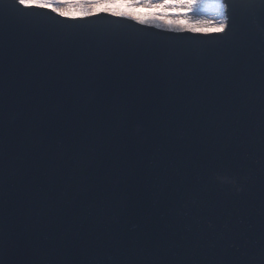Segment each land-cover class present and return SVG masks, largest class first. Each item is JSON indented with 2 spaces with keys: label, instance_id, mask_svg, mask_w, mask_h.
<instances>
[{
  "label": "water",
  "instance_id": "1",
  "mask_svg": "<svg viewBox=\"0 0 264 264\" xmlns=\"http://www.w3.org/2000/svg\"><path fill=\"white\" fill-rule=\"evenodd\" d=\"M42 13L0 0V264H262L256 21Z\"/></svg>",
  "mask_w": 264,
  "mask_h": 264
},
{
  "label": "snow or ice",
  "instance_id": "2",
  "mask_svg": "<svg viewBox=\"0 0 264 264\" xmlns=\"http://www.w3.org/2000/svg\"><path fill=\"white\" fill-rule=\"evenodd\" d=\"M22 12L36 10L37 14H43L42 10L50 9L52 13L61 18L80 19L89 21L93 17L110 15L115 20H131L141 26H155L172 33L211 35L213 39H225L231 34L235 27L236 16L244 21H256V36L260 44L261 68L264 72V0H215L217 9L216 17L213 19L191 20L188 13L195 15L202 7L201 0H161L159 3H151L145 0L144 7L153 11L145 15H136L129 11H121L116 5L127 4L129 8L137 6L141 0H13ZM259 5V7L257 6ZM168 9L175 10V15H169ZM183 17V19H181ZM63 22V21H61ZM177 36L169 39H184ZM192 38H195L193 36ZM245 41L237 42V47H243ZM264 95V88L261 90ZM261 148L264 150V113L260 118ZM261 169V196L264 201V155L260 158ZM210 182L220 189L240 186L238 177L226 167L214 170ZM260 254L264 264V203L261 207V248Z\"/></svg>",
  "mask_w": 264,
  "mask_h": 264
},
{
  "label": "rangeland",
  "instance_id": "3",
  "mask_svg": "<svg viewBox=\"0 0 264 264\" xmlns=\"http://www.w3.org/2000/svg\"><path fill=\"white\" fill-rule=\"evenodd\" d=\"M69 1L72 2V0H69ZM62 2H63V0H62ZM71 2H68V3H71ZM144 2H145V0H141V2L137 6H135L134 8H129L127 6V4H118V5H116V7L121 11H129V12H132L136 15H145V14H147L153 10L150 9L148 11L144 7ZM150 2L156 3V1H151V0H150ZM201 4H202V7L198 13H196L195 15H193L192 13H188L189 19L195 20V19L217 18L216 17L217 9H216V5H215V0H201ZM181 19H183V17H181ZM153 27H155V26H153Z\"/></svg>",
  "mask_w": 264,
  "mask_h": 264
},
{
  "label": "bare ground",
  "instance_id": "4",
  "mask_svg": "<svg viewBox=\"0 0 264 264\" xmlns=\"http://www.w3.org/2000/svg\"><path fill=\"white\" fill-rule=\"evenodd\" d=\"M151 1H156V3L161 2V0H151ZM67 2H71V1L67 0ZM62 3H63V2H62ZM146 9H147V8H146ZM147 10L149 11L150 9H147ZM167 11L169 12V15H170V16L175 15V11H174L173 9H168Z\"/></svg>",
  "mask_w": 264,
  "mask_h": 264
}]
</instances>
